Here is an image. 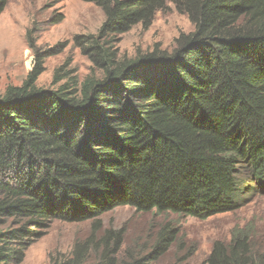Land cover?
<instances>
[{
	"label": "trees",
	"instance_id": "obj_1",
	"mask_svg": "<svg viewBox=\"0 0 264 264\" xmlns=\"http://www.w3.org/2000/svg\"><path fill=\"white\" fill-rule=\"evenodd\" d=\"M82 1L104 22L73 42L100 74L80 79L62 66L56 88L42 89L39 60L0 96V264H21L56 220L95 224L51 264H154L171 231L150 257L120 259L121 233L98 238V219L130 207L204 220L264 195V0ZM170 4L193 31L170 51L120 56L119 37L148 29ZM254 237L251 226L236 229L200 264H264Z\"/></svg>",
	"mask_w": 264,
	"mask_h": 264
},
{
	"label": "rangeland",
	"instance_id": "obj_2",
	"mask_svg": "<svg viewBox=\"0 0 264 264\" xmlns=\"http://www.w3.org/2000/svg\"><path fill=\"white\" fill-rule=\"evenodd\" d=\"M57 14L64 16L63 21L47 27ZM103 22L101 10L82 0H10L0 15V96L10 86H21L39 60L43 61L44 73L36 85L42 89L56 88L53 86L54 73L62 66L73 69L80 79L94 71L99 75L73 39L78 35H95ZM35 25L37 28H32ZM31 29L35 31L29 37ZM193 29L188 17L179 14L170 4L168 11L155 16L148 29L139 25L120 36L116 49L120 56L127 58L155 47L170 51L181 34ZM98 221L101 223L98 238L107 230L121 233L120 259H127L129 255L150 257L161 236L171 231L170 247L154 264H177L180 260L185 264H200L216 242H229L234 230L247 226L254 228V244L262 245L264 252V195L261 190L247 197L237 211L204 220L155 211L138 213L130 207H118ZM94 222H52L27 250L21 264H51L54 258L63 259L77 241L89 237Z\"/></svg>",
	"mask_w": 264,
	"mask_h": 264
}]
</instances>
